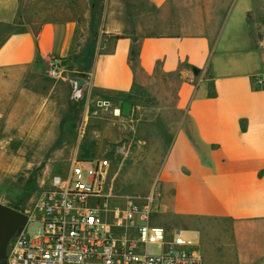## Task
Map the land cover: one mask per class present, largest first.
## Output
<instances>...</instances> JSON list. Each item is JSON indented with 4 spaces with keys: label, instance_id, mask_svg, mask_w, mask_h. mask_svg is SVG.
I'll return each mask as SVG.
<instances>
[{
    "label": "crops",
    "instance_id": "0c3cea01",
    "mask_svg": "<svg viewBox=\"0 0 264 264\" xmlns=\"http://www.w3.org/2000/svg\"><path fill=\"white\" fill-rule=\"evenodd\" d=\"M147 1L174 29L141 34L133 11L106 7L104 20L101 0H0V69L23 76V96L39 98L56 63L62 77L44 94L59 98L60 119H82L71 161L109 160L111 205L142 202L159 187L151 225L168 239L180 231L193 240L204 264H264V90L256 81L264 29L251 17L264 0H200L209 9L194 18L188 0ZM174 75L175 94H146ZM158 99L165 105L149 104ZM57 126L55 142L63 120ZM122 174L143 191L120 193Z\"/></svg>",
    "mask_w": 264,
    "mask_h": 264
},
{
    "label": "built area",
    "instance_id": "2783aa9c",
    "mask_svg": "<svg viewBox=\"0 0 264 264\" xmlns=\"http://www.w3.org/2000/svg\"><path fill=\"white\" fill-rule=\"evenodd\" d=\"M49 71L62 77L55 62ZM256 81L264 90V76ZM101 105L111 109L112 103L102 100ZM109 165L107 159L75 160L65 178L55 176L33 208L24 211L28 222L10 241L6 264H204L193 240L180 231L168 239L164 227L151 225L159 187L142 202L128 197L124 206L111 205L105 187ZM31 223L38 225L33 233ZM150 245L159 248L151 252Z\"/></svg>",
    "mask_w": 264,
    "mask_h": 264
},
{
    "label": "rangeland",
    "instance_id": "374dc122",
    "mask_svg": "<svg viewBox=\"0 0 264 264\" xmlns=\"http://www.w3.org/2000/svg\"><path fill=\"white\" fill-rule=\"evenodd\" d=\"M188 3L189 6L184 9L193 18L201 10L209 9L200 0H188ZM100 4L104 20L105 7L111 13L133 11L137 19L134 18L132 25L138 27L141 34L166 33L174 29V26L163 21V15L159 17L158 10L147 0H101ZM212 10L217 8L213 7ZM251 17H254L259 29H264V7L253 11ZM4 34L2 28L0 41ZM18 76L17 73L0 69V202L17 205L25 211L33 208L41 193L53 185L55 176L65 178L69 173L73 164L70 158L80 138L82 119H78L79 124L75 123V119H60L59 98L45 96L44 93L50 91L56 78L40 81L42 94L35 98L23 96V87L28 83L23 81V76ZM176 82L175 75L165 76L157 87L146 94H175ZM170 83L174 84L173 87ZM159 100L149 104L154 107L165 105ZM84 109L85 105L75 107L73 112L77 116ZM60 120H63V132L55 142L57 135L52 133L55 129L58 131V126H54ZM127 181L124 174L118 178L116 187L120 193L138 195L146 186L142 182L133 184ZM37 226L31 223L29 232L33 233ZM158 248L157 245L149 246L151 252H156Z\"/></svg>",
    "mask_w": 264,
    "mask_h": 264
},
{
    "label": "water",
    "instance_id": "95a60500",
    "mask_svg": "<svg viewBox=\"0 0 264 264\" xmlns=\"http://www.w3.org/2000/svg\"><path fill=\"white\" fill-rule=\"evenodd\" d=\"M130 103H125L123 112L128 114ZM28 222L27 214L16 206L0 202V260L7 258L8 246L12 238L20 233Z\"/></svg>",
    "mask_w": 264,
    "mask_h": 264
},
{
    "label": "trees",
    "instance_id": "16d2710c",
    "mask_svg": "<svg viewBox=\"0 0 264 264\" xmlns=\"http://www.w3.org/2000/svg\"><path fill=\"white\" fill-rule=\"evenodd\" d=\"M155 8L158 9L157 7H155ZM114 37L115 38H121V37H123V35H116ZM95 41H96V39H95V31L93 30L90 43L94 44ZM137 57H138V50L136 49V47H133L132 50H131V60L133 62H135L134 65H136ZM93 62H94V53L93 54L92 53H88L87 57H86V61H85V68L86 69H90L92 67V65H93ZM189 67L192 68V70L194 71L196 76L201 73V69L200 68L195 67V66H189ZM14 206L19 207L17 205H14ZM6 263H7V258L5 260H0V264H6Z\"/></svg>",
    "mask_w": 264,
    "mask_h": 264
}]
</instances>
